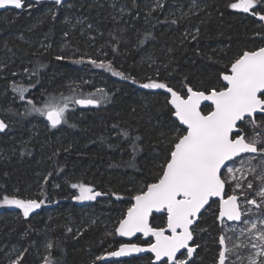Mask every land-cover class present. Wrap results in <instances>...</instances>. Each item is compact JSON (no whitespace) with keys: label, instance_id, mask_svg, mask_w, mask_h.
<instances>
[{"label":"trees","instance_id":"trees-1","mask_svg":"<svg viewBox=\"0 0 264 264\" xmlns=\"http://www.w3.org/2000/svg\"><path fill=\"white\" fill-rule=\"evenodd\" d=\"M233 2H25L20 12L0 13V116L8 124L0 134V264L18 257L19 264H38L44 257V264H152L149 255L97 260L123 244L115 229L132 197L158 178L167 141L179 125L163 89L140 85L151 78L182 96L185 84L199 90L222 85L221 72L233 59L264 47V21L229 8ZM101 63L105 67L97 66ZM109 64L128 79L114 75ZM19 87L26 89L24 100L14 91ZM87 96L99 103L93 108L73 103ZM62 97L68 98V123L56 128L27 103L62 105ZM209 111L202 108L203 114ZM241 127L253 136L248 125ZM121 130L130 136L119 135ZM137 136L134 152L131 139ZM254 159L259 163L254 172L239 182L246 199L262 186L264 157ZM73 184L101 195L76 202L79 188ZM5 195L44 203L25 217L22 209L2 202ZM217 215L218 203L211 202L193 229L196 250L189 264H218ZM166 222V214L150 219L154 228H165Z\"/></svg>","mask_w":264,"mask_h":264},{"label":"snow or ice","instance_id":"snow-or-ice-1","mask_svg":"<svg viewBox=\"0 0 264 264\" xmlns=\"http://www.w3.org/2000/svg\"><path fill=\"white\" fill-rule=\"evenodd\" d=\"M53 2L56 5L62 4V0ZM24 3L25 0H0V8L13 6L22 10ZM261 4H264V0H237L228 7L242 10L244 13L251 11L259 20L264 21V9L257 11ZM28 6L31 7L30 4ZM52 15L55 17V12ZM172 22L176 23L175 20ZM198 32L199 30L197 34ZM196 38V35H192L193 40ZM56 58L62 59L60 56ZM90 63L95 65L96 61L92 60ZM97 66L105 67L102 63ZM107 67L114 75L128 79L122 72L112 69L111 64ZM27 71L28 69H25V72ZM221 79L226 83L211 90H199L185 84L186 98L167 83L151 78L147 83L140 85L144 89H165L171 94L168 104L174 109L172 115L179 121V125L175 126L174 134L167 141V155L160 166L158 178L155 182L145 185L146 190L132 197L135 203L128 209L126 218L120 220L119 226L115 229L120 236H132L135 233H143L145 236L151 234L155 237V243L150 244L148 249L135 244H121L118 251L110 252L108 255L119 257L129 252L150 251L161 264H164L162 257L167 258L168 264H189V259L195 252V248L190 247L188 243L193 240L192 226L197 214L209 204L212 197L221 198L218 219L226 217L229 221L241 220L242 213L238 207L237 196L229 195L227 199L223 198L227 181L222 176L223 169H227L230 174L233 172V168L226 162L235 163L234 158L240 157L243 153H257L264 157V47L253 51L245 50L238 55L231 61L230 68L226 72H221ZM132 82H136L134 78ZM14 91L20 93L21 100L25 99L23 93L26 89L19 87L14 88ZM62 99L64 100L62 105L46 100L42 108H37L32 100H28L27 103L32 105L31 111L45 116L50 127L56 128L62 123H68L65 117L68 98ZM201 101H211L213 109L207 114H202ZM73 103L96 105L99 101L87 96L75 99ZM242 125H248L253 130L252 137L247 136ZM7 127L5 121L0 120V132H4ZM258 128L261 131H256ZM235 129L239 131H234ZM119 135L128 138L130 133L121 130ZM138 139V136L131 139L134 152L137 150ZM235 179L233 176V180ZM258 179L262 181V186L257 195L261 198L260 203L264 204V175ZM237 186L239 187L238 182ZM247 186L249 189L253 188L251 182H248ZM72 187H78L80 191V194L74 197L76 200H94L101 195L100 192H93L83 184H73ZM2 202L22 209L25 217L44 203L43 200H23L8 195L3 197ZM245 202L249 205L257 204L255 199ZM153 211L166 213L167 230L171 235H165L164 228L149 225V216ZM243 223L248 224L249 221L244 220ZM260 224L264 226V220H261ZM256 228V223H252L249 231ZM257 238L264 241V230L259 232ZM220 244H225V237L221 236ZM251 246L257 247L255 243ZM48 247L52 245L49 244ZM181 249L187 250L185 259L177 256ZM228 251L230 250L227 248L220 251L219 264H225ZM255 255L264 257V245L258 248ZM102 259L104 257H97V260ZM12 264H19V257ZM249 264H264V259L258 262L250 257Z\"/></svg>","mask_w":264,"mask_h":264},{"label":"rangeland","instance_id":"rangeland-1","mask_svg":"<svg viewBox=\"0 0 264 264\" xmlns=\"http://www.w3.org/2000/svg\"><path fill=\"white\" fill-rule=\"evenodd\" d=\"M163 2L164 0H158ZM162 90V89H161ZM70 107L66 109V112L69 110ZM65 112V113H66ZM45 121V116H43ZM47 124V123H45ZM250 157H261L259 154L245 156L243 158H239L235 160V163H230L229 166L233 168V172L230 174L228 173L227 169H224L223 176L227 182L226 184L230 185V189L233 193L226 192V197L229 195H236L238 198V203L240 207V211L242 213V222L239 225L236 224H227L223 222L221 225V232L219 234V240L221 236L225 237V244H220V251L224 248L229 249L226 253L227 259L225 264H249V258H255L258 262L264 257H257L255 254L262 245H264V241H260L257 237L260 231L264 230V226H261L260 221L264 220V204L260 203L261 198L257 195L260 187L257 189L256 194L253 198L246 199L244 197V193L240 191V186H237V182L247 180L250 174H252L256 168V164H259L255 161V159H250ZM255 161V162H254ZM233 176L236 178L233 180ZM225 184V185H226ZM80 194V191L78 195ZM77 195V196H78ZM99 196L96 197V199ZM255 199L257 204L249 205L245 201ZM95 200V199H94ZM76 202H89L92 200H76ZM259 205V207L257 206ZM23 211V210H22ZM31 213V212H30ZM29 213V214H30ZM248 220V224H244L243 221ZM256 223L257 228L251 229V224ZM243 230V231H242ZM255 243L257 245L256 248L252 247L251 245ZM193 246V245H192ZM196 250V247L193 246ZM219 251V253H220ZM234 254H236L234 256ZM186 253L182 255L180 259H185ZM18 258H15L11 261H16ZM46 257L42 258L38 264H44ZM219 264V259H218Z\"/></svg>","mask_w":264,"mask_h":264},{"label":"water","instance_id":"water-1","mask_svg":"<svg viewBox=\"0 0 264 264\" xmlns=\"http://www.w3.org/2000/svg\"><path fill=\"white\" fill-rule=\"evenodd\" d=\"M67 1L68 0H62V4H64ZM25 2H30V3H34V4H39V3L55 4L53 2V0H39V2H37V0H25ZM7 10H15V11H18V12L21 11V9H15L13 6H5V8H0V13L1 12H4V11H7ZM222 83L225 84L226 82H224L222 80ZM163 93L168 96V100L171 99V94L168 93L165 89H163ZM186 95H187V89H186ZM186 95L184 96L185 98H186ZM168 105L171 108V110L174 112V109L172 108V106L170 104H168ZM77 106H79L81 108H93L96 105H78L77 104ZM206 106L207 107H210L211 110L214 107L211 104V101H201V110H202L203 107H206ZM173 119L179 124V121L174 116H173ZM0 120H4V119L0 116ZM45 122L49 125V122L47 121L46 117H45ZM6 130H7V128H6ZM6 130L4 132H6ZM234 131H239V129H235ZM4 132H0V134H3ZM255 154L256 153H243V154H241L240 157L234 158V161L237 160V159H239V158H242V157H245V156H250V155H255ZM226 163L230 164L232 162L230 161V162H226ZM223 171H224V169H223ZM223 198L224 199H227V197H226V187H225V194H224ZM220 199H221L220 197H212L210 199L209 204L205 205V207L203 209H201L200 213L197 214V219L194 221V224L192 226L193 229H194L195 225L198 223L200 216L206 211V209L208 208V206L210 205L211 202H217L218 203V215H217V222H218V224H222L223 222H225L227 224H236V225L241 224V222H242V216H241V220H239V221H229V220H227L226 217L225 218H222V219H218L219 212H220ZM134 203H135V201L132 199V205ZM238 207H239V203H238ZM239 209H240V207H239ZM127 212H128V210H127ZM127 212H126L124 218H126ZM163 214H166V213H158V212L153 211V213L149 216V225H150V219H151L152 216H159V215H163ZM118 226H119V224H118ZM164 229H165V235H171V233L167 230V223H166V227ZM116 236H117V238L119 240H121L123 242V244H135L134 241H136L138 238H140L143 242H148L147 245L135 244L138 247L143 248V249H148V247L150 246V244L155 243V237L152 236L151 234H149L148 236H145L143 233H135L132 236H120L119 234L116 233ZM188 243H189V246L190 247H193L192 246L193 245V240L189 241ZM119 248L117 250H115V251H118ZM186 252H187L186 249H181L180 252L177 253V256L180 258L181 257V253H186ZM108 254H106L105 256H103L104 257V259H102V262L103 263H107V262H119V261L131 259V258H140V257L146 256V255H149L152 258V264H161V261H156L155 260V254L152 253V252H150V251L129 252L128 254H126L124 256H119V257L110 256ZM161 260L164 263L168 264V261H167V258L166 257H162Z\"/></svg>","mask_w":264,"mask_h":264},{"label":"flooded vegetation","instance_id":"flooded-vegetation-1","mask_svg":"<svg viewBox=\"0 0 264 264\" xmlns=\"http://www.w3.org/2000/svg\"><path fill=\"white\" fill-rule=\"evenodd\" d=\"M209 207V206H208ZM207 210V209H206ZM160 216V215H159ZM167 223V222H166ZM138 239H140V238H138ZM134 243H135V241H134ZM136 244V243H135ZM166 264V263H165Z\"/></svg>","mask_w":264,"mask_h":264}]
</instances>
